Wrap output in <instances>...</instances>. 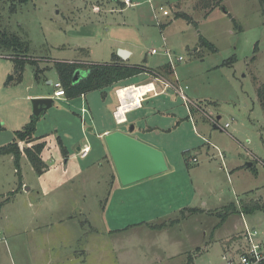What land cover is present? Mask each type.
<instances>
[{
    "label": "rangeland",
    "instance_id": "rangeland-1",
    "mask_svg": "<svg viewBox=\"0 0 264 264\" xmlns=\"http://www.w3.org/2000/svg\"><path fill=\"white\" fill-rule=\"evenodd\" d=\"M123 1L0 2V29L27 41L25 57L35 62L19 77L14 51L0 45V147L33 120L32 98L52 97L53 106L36 119L35 136L49 142V167L66 171L59 187L43 193L46 171L39 174L24 152L32 142H20V173L11 155H0V264H229L244 248V232L256 229L264 242V110L257 94L264 86L263 0H224L225 8L212 9L197 8L198 0ZM119 48L133 51V63L170 62L174 69L170 86L162 82L164 92H149L127 122L116 123L112 112L117 85L71 99L54 96L55 61H111ZM140 76L136 83L145 81ZM177 86L230 127L202 115L210 137L191 119ZM131 124L134 137L164 153L168 170L123 185L115 182L103 132H128ZM85 144L90 152L82 158L76 149ZM249 161L257 172L245 168ZM233 203L238 212L222 221L221 207ZM254 203L259 208L247 210ZM195 206L210 209L188 211ZM86 247L88 255L80 251Z\"/></svg>",
    "mask_w": 264,
    "mask_h": 264
},
{
    "label": "trees",
    "instance_id": "trees-1",
    "mask_svg": "<svg viewBox=\"0 0 264 264\" xmlns=\"http://www.w3.org/2000/svg\"><path fill=\"white\" fill-rule=\"evenodd\" d=\"M6 0H0V2ZM12 6L16 4L26 3L29 0H10ZM196 3L197 8H208L212 9L216 6H222L224 0H198ZM264 3V0H263ZM207 14V13H206ZM177 16H184L187 20L194 21L191 16H188L185 13H178ZM195 22V21H194ZM200 40L203 45H207L212 51H217L216 46L209 42L204 36L200 37ZM0 45L7 49L8 51L13 50V60L15 61V68L18 73V76L21 77L24 71L25 65L28 62L35 63L33 60L27 59V51L29 49V44L27 41L21 39L16 33H10L5 30L0 29ZM113 60L109 62H94V61H64L58 60L55 61L54 67L57 71L59 80L61 81L67 98H74L77 96H82L88 92L94 90H102L107 86L113 85L120 81L129 79L143 72L150 73L152 76L159 78H169L174 72V69L171 66V63H166L157 68H151L145 64H131L121 60L116 53L113 56ZM81 69L84 71L77 81H74V73L76 70ZM258 98L262 109L264 110V86H259L257 89ZM191 114L196 112L194 107H190ZM33 115V120L27 123L22 129L15 131L14 140L7 145L0 147V155H11L15 162V165L18 167L17 172L20 173L21 159L23 157V151L20 148V142H27L28 144L32 142V146H27L24 150L25 155L29 162L32 164L34 169L41 174L45 168L46 164L41 158V153L45 147V142H35L39 139L35 136L36 133V119ZM62 144V142H61ZM63 147V145H61ZM66 149L64 148V154H66ZM251 169L254 171V164ZM256 171V170H255ZM1 206V203H0ZM259 208L258 203H254L251 206H247V210ZM261 207H264L261 206ZM198 208H190L189 212H196ZM222 213H218L222 217V221L230 214L237 211L236 205L231 204L223 208ZM238 212V211H237ZM184 213V211H182ZM186 217V215L184 214ZM180 218L173 219L172 222H177ZM222 223V222H220ZM151 225L150 223H148ZM166 224H159L158 227L162 228ZM156 226V225H151Z\"/></svg>",
    "mask_w": 264,
    "mask_h": 264
},
{
    "label": "water",
    "instance_id": "water-1",
    "mask_svg": "<svg viewBox=\"0 0 264 264\" xmlns=\"http://www.w3.org/2000/svg\"><path fill=\"white\" fill-rule=\"evenodd\" d=\"M119 55L127 58L129 51L120 48ZM84 71L78 69L74 73V81H77ZM13 77H10V80ZM53 98L39 96L32 98L33 115L40 117L53 106ZM220 118V117H218ZM134 124L130 125L128 132L114 131L105 135L106 143L111 154L120 182L129 185L151 176L163 173L168 169V163L164 153L138 138L134 137ZM251 162L248 166H251Z\"/></svg>",
    "mask_w": 264,
    "mask_h": 264
},
{
    "label": "crops",
    "instance_id": "crops-1",
    "mask_svg": "<svg viewBox=\"0 0 264 264\" xmlns=\"http://www.w3.org/2000/svg\"><path fill=\"white\" fill-rule=\"evenodd\" d=\"M122 4L123 5H125V6H127L128 5V3L124 0L123 2H122ZM133 4V2H132V0L130 1V5H132ZM135 4V3H134ZM120 49V48H119ZM122 49H125V48H122ZM127 51H129V55H128V57L127 58H124V57H122L121 55H119L118 53H116V52H114L113 54H112V60H113V56H114V54L116 53V55L121 59V60H123L124 62H127V63H131V64H142V63H133V62H131L130 61V58H131V56H133V51L132 50H129V49H126ZM74 60H76V61H90V60H80V59H71V60H64V61H70V62H73ZM92 61V60H91ZM105 62H109V61H105ZM167 63H170V62H167ZM143 64H145V62H143ZM146 65V64H145ZM146 66H148V65H146ZM148 67H150V66H148ZM144 75L143 76V80H145L144 82H141V83H136V81H139V79H141V76L140 75ZM138 74V76H134V77H132V78H129V79H126V80H123V81H120V82H118V83H115V84H113V85H111L112 86V88H114L116 85V87H115V90H112V92L114 91V95L116 96V98H117V101H118V103L120 104L121 103V97H120V94L118 93V90L119 89H122V88H126V87H130V86H134L135 88L136 87H138V86H146L147 85V87H144V88H141V89H145L144 91H143V95H141L140 96V100H142V105L141 106H136V104H135V106H131L130 108H127V106L124 108V110L123 111H127V113L128 112H136L137 110H139V109H141V108H143L144 107V101H145V99L148 97V94H149V92L151 93V92H153V89L155 88V92H154V95H158V94H160V93H162V92H164V86H163V88H161V86H159V84L160 83H162V82H167L168 84L170 83V82H168V80H167V78L165 79L164 77L162 78H159V77H155V76H152L150 73H147V72H143V73H141V74ZM140 76V77H139ZM139 77V78H138ZM173 79L175 80V82L177 81V77H176V75H175V78L173 77ZM177 83V82H176ZM148 88H150L151 89V91H149V92H147L146 93V91L148 90ZM160 90V91H159ZM135 94V93H134ZM39 96H43V95H36L35 97H39ZM84 96H86V95H84ZM134 97H135V95H134ZM134 97H133V99H134ZM69 99H71V98H69ZM119 104H117L116 105V107H118V105ZM115 107V108H116ZM115 108L113 109V115H114V111H115ZM133 110V111H132ZM189 110H190V108H189ZM205 112H207L206 110H205ZM126 113V114H127ZM197 114H199V115H197ZM201 113L200 112H198V111H196V112H193L192 114H191V112H190V117H191V119L192 120H194V121H196L197 122V124H200L205 130H206V124H205V122L206 121H204L203 119H202V114L200 115ZM122 117H124V116H122ZM218 117H220V116H218ZM219 119V118H218ZM117 123V122H116ZM123 124V123H122ZM213 126H215L214 124H213ZM215 128V127H214ZM117 130H120V131H125V130H123V129H113V130H111V129H106L103 133L104 134H107V133H110V132H114V131H117ZM140 131H142V130H140ZM206 132H207V134H209V136L211 137V132H209V130H206ZM132 134H134V132L132 133ZM37 138L39 137V139L38 140H36L35 142H42V141H44L45 142V147H44V149H43V151H42V153H41V158L43 159V161L45 162V164H46V168H45V170L44 171H46L44 174H42L40 177H41V185H42V190H43V193H48V192H50V191H53V189H55L56 187H59L60 186V183H58V184H56L57 183V178L58 177H61V176H63L65 173H66V171L64 170V172H62V175L60 174V168H59V166L60 165H58V166H56L55 168H53V169H51V167H49V165L47 164V153H48V141H47V139H44L43 138V135H40V136H36ZM136 138H138L139 139V137H136ZM60 149V148H59ZM81 149V147L80 146H78L77 147V149H76V151H77V153L79 152V150ZM208 149H210V147H208ZM60 151L61 150H59L58 151V154H60ZM79 155V154H78ZM60 156H61V154H60ZM62 157V156H61ZM196 157V156H195ZM197 158V157H196ZM60 159V158H59ZM193 159V158H192ZM198 159V158H197ZM222 159V161H223V163H224V159H226V157L224 158H221ZM55 160V162H59L58 161V158H55L54 159ZM62 160V159H61ZM60 160V161H61ZM191 160V159H190ZM249 162H251V161H249ZM248 162V163H249ZM248 163L246 164V166H245V168H248V169H250V167H252V165H253V162H251L252 164H251V166L249 167L248 166ZM237 167V166H236ZM234 167L231 165V169H229V172L232 174L233 173V171H232V169H233ZM254 169L256 170V172H257V169H256V167L254 166ZM168 170V169H167ZM43 171V172H44ZM58 174V175H57ZM114 176V175H113ZM115 177V176H114ZM54 179H55V182H53L54 181ZM116 181H119L120 182V180H119V177H118V179H116V177H115V182ZM52 183V184H50V183ZM120 184H121V182H120ZM116 185V184H115ZM119 186V183H117V186L116 187H118ZM27 189H29L28 187H26ZM204 203V205L206 206V202H203ZM234 204V203H233ZM226 207V206H225ZM193 208H198V210L196 211V212H193V213H198L199 211L200 212H206V211H209L208 209H210V208H205V207H197V206H195V207H193ZM221 208H224V206L223 207H221ZM216 209H220V208H216ZM218 215V214H217ZM256 230V229H255ZM257 231V230H256ZM246 233L244 232V238H245V240L243 241V246L245 247L246 246V244H247V239H246ZM243 239V238H242ZM225 247H226V245H225ZM80 251H83V253L85 254V255H88L89 253H90V249L88 248V247H86L85 249H83V250H80ZM172 253V252H171ZM74 255H79V254H74ZM82 255V254H81ZM172 256H173V254H171ZM77 258H78V256H77ZM85 260H87V259H85ZM83 261V260H82Z\"/></svg>",
    "mask_w": 264,
    "mask_h": 264
},
{
    "label": "built area",
    "instance_id": "built-area-1",
    "mask_svg": "<svg viewBox=\"0 0 264 264\" xmlns=\"http://www.w3.org/2000/svg\"><path fill=\"white\" fill-rule=\"evenodd\" d=\"M128 4H130L131 0H125ZM157 50L156 49H152V53H156ZM167 86H170V84H166ZM54 96L55 97H61L63 95H66L64 87L61 83V81H57L56 83H54ZM147 87L146 86H138L136 87L137 90ZM120 90H118V93L120 94ZM175 90H177L180 95L182 96V98L184 99L185 103L189 104V108L190 107H194V109L198 112H200L202 115H207V118L215 125L218 127H222L224 129H228L230 127V123L226 122L224 125H222L221 123H219L218 119H215L211 116V114H206L204 109H201V105L200 104H195L192 102V100L187 97V95L184 93V91L179 87H175ZM151 91L150 88H148V90L146 91L149 92ZM153 91H155V88L153 89ZM136 106H141L142 105V100L134 101ZM134 102H128L126 104H130ZM135 106V105H133ZM122 107H125V104L123 103V101L121 100V103L119 104V106L117 107V110L114 112V117L116 118V121L118 124H122L127 122V117H126V113L127 111H122L121 109ZM84 111V110H83ZM119 116H124L122 118H119ZM90 152V146L88 144H85L83 147H81V149L79 150L78 154L80 157L84 158L88 155V153ZM194 162L198 161V159L196 157H193L192 159ZM257 234L258 232L256 230L251 231L248 230L247 234H246V239H247V244L246 246L241 250V252L238 254V259L237 261H235L233 258L229 259V264H264V242L263 241H259L257 239Z\"/></svg>",
    "mask_w": 264,
    "mask_h": 264
},
{
    "label": "bare ground",
    "instance_id": "bare-ground-1",
    "mask_svg": "<svg viewBox=\"0 0 264 264\" xmlns=\"http://www.w3.org/2000/svg\"><path fill=\"white\" fill-rule=\"evenodd\" d=\"M144 90L145 89L137 90V88H135L134 86L122 88L120 90V97H121L123 103L125 104V107L127 106V108H130L131 106L135 105V102H134L135 100L140 101V99H141L140 96L143 95L142 93ZM134 95H135V97H134ZM133 97H134V99H133ZM128 102H134V104L133 103L126 104ZM125 107H122L121 112L124 110ZM119 118H122V116H119Z\"/></svg>",
    "mask_w": 264,
    "mask_h": 264
}]
</instances>
